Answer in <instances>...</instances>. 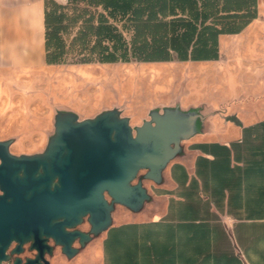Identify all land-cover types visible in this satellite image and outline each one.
Listing matches in <instances>:
<instances>
[{"label": "crops", "instance_id": "crops-1", "mask_svg": "<svg viewBox=\"0 0 264 264\" xmlns=\"http://www.w3.org/2000/svg\"><path fill=\"white\" fill-rule=\"evenodd\" d=\"M49 1L0 0V52H47ZM155 1V19L110 21L128 40L155 24L166 52H177L173 42L196 25L204 43L194 52H224L234 41L235 52L252 53L250 71L264 74V0ZM256 99L251 109L228 102L225 118H209L218 134L205 120L182 141L161 182L144 180L151 198L143 207L113 212L99 247L80 254L100 264H264V105Z\"/></svg>", "mask_w": 264, "mask_h": 264}, {"label": "water", "instance_id": "water-1", "mask_svg": "<svg viewBox=\"0 0 264 264\" xmlns=\"http://www.w3.org/2000/svg\"><path fill=\"white\" fill-rule=\"evenodd\" d=\"M202 119L179 105L152 109L136 126L117 107L83 119L58 110L43 151L15 154L12 139H0V264H52L46 254L57 246L71 258L110 227L117 204L140 210L151 198L144 180L161 182ZM13 239L12 252L32 241L35 256L9 262Z\"/></svg>", "mask_w": 264, "mask_h": 264}, {"label": "rangeland", "instance_id": "rangeland-1", "mask_svg": "<svg viewBox=\"0 0 264 264\" xmlns=\"http://www.w3.org/2000/svg\"><path fill=\"white\" fill-rule=\"evenodd\" d=\"M55 1L70 7L76 3L94 15L107 13L91 0ZM184 28L187 32L173 42L177 52H169L165 59L75 62L73 52L67 62L50 63L47 52L38 58L21 51L0 52V139H12L11 151L17 154L41 152L54 133L58 110L74 111L83 119L117 107L136 126L150 118V110L177 105L198 109L204 115L200 128L206 120L208 129L218 134V126L216 131L209 118H225L228 102L245 101L251 109L253 98L259 97L264 105V74L250 71L251 52H235L234 41L227 43L224 52H194L197 44L204 43L196 35L198 26ZM145 183L153 184L148 179ZM121 210L127 207L117 204L113 212ZM80 228L88 230L90 225L85 221ZM101 234L86 246L98 248ZM80 251L68 258L57 246L50 260L52 264H100L98 257L89 259ZM238 252L246 260L244 250Z\"/></svg>", "mask_w": 264, "mask_h": 264}, {"label": "trees", "instance_id": "trees-1", "mask_svg": "<svg viewBox=\"0 0 264 264\" xmlns=\"http://www.w3.org/2000/svg\"><path fill=\"white\" fill-rule=\"evenodd\" d=\"M142 2L91 0L93 5L100 4L107 10V13L98 15L76 3L70 7L55 0L47 2V61L67 62L73 52L76 53L75 62H116L127 61L132 57L139 60L167 58V42L156 39L158 28L155 24H145L135 38L128 40L123 29L110 21L124 17L137 21L145 15L148 19H155L154 5H143ZM148 32L152 34L150 38Z\"/></svg>", "mask_w": 264, "mask_h": 264}, {"label": "flooded vegetation", "instance_id": "flooded-vegetation-1", "mask_svg": "<svg viewBox=\"0 0 264 264\" xmlns=\"http://www.w3.org/2000/svg\"><path fill=\"white\" fill-rule=\"evenodd\" d=\"M11 144H12V142H11ZM11 144H10V151H11ZM12 153H14V152H12ZM15 154H17V153H15ZM0 162H1V159H0ZM3 192L4 191L0 188V195L3 194ZM17 244H18L17 241L13 239L6 249V253L10 254L9 262L13 263L17 257H21L23 259V261H25L28 257L35 256L36 251L31 248L32 241H27V242L23 243V245H22L23 250L20 253H17L16 251L12 252V250L17 247ZM55 248H54V250H55ZM46 256H47V258L50 259V257L53 256V254L47 253Z\"/></svg>", "mask_w": 264, "mask_h": 264}, {"label": "built area", "instance_id": "built-area-1", "mask_svg": "<svg viewBox=\"0 0 264 264\" xmlns=\"http://www.w3.org/2000/svg\"><path fill=\"white\" fill-rule=\"evenodd\" d=\"M63 3H69L70 0H61Z\"/></svg>", "mask_w": 264, "mask_h": 264}]
</instances>
